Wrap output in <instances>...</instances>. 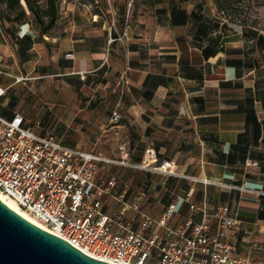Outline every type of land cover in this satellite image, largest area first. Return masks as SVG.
Listing matches in <instances>:
<instances>
[{"label":"crops","instance_id":"crops-1","mask_svg":"<svg viewBox=\"0 0 264 264\" xmlns=\"http://www.w3.org/2000/svg\"><path fill=\"white\" fill-rule=\"evenodd\" d=\"M68 2L94 12L58 16L43 35L26 29L29 23L11 24L19 28L9 33L23 79L53 76L76 96L70 102L56 97L43 109L34 96L23 107L19 97L10 104L5 96L0 115L20 113L26 127L42 125L37 134L53 130L64 145L85 152L96 151L88 143H99V134L112 141L124 135L132 162L153 147L159 163L174 160L176 174L197 181L171 177L182 188L136 171L147 191L144 213L159 217L191 191L192 202L227 206L242 228L255 232L236 235L239 252L249 242H264V28L232 19L219 0H113V8L109 0ZM10 72L14 80L21 77ZM14 80L0 86L14 91L20 87ZM112 102L121 105L120 133L97 120L110 121ZM135 185L134 178L128 181L129 202ZM105 204L107 212L130 214L113 198ZM188 210L181 200L175 217Z\"/></svg>","mask_w":264,"mask_h":264},{"label":"built area","instance_id":"built-area-1","mask_svg":"<svg viewBox=\"0 0 264 264\" xmlns=\"http://www.w3.org/2000/svg\"><path fill=\"white\" fill-rule=\"evenodd\" d=\"M125 76L124 72L121 79ZM7 92L1 85L0 105ZM122 119L119 104L110 115L109 129L118 127ZM119 152L120 157L114 159L98 151L70 148L50 134L41 136L26 127L20 113L11 119L0 115V194L77 250L106 263L264 264V242H249L248 249L239 252L236 235L250 238L255 232L242 228L227 206H200L192 202L193 192L189 191L175 197L155 217L142 210L146 189L139 188L126 201L129 186L118 190L117 178L99 176L101 169L116 164L166 180L197 179L176 174L174 160L159 163L153 147L138 162L130 160L125 143L120 144ZM107 198L125 205L130 214L107 212ZM181 200L189 210L177 219Z\"/></svg>","mask_w":264,"mask_h":264},{"label":"rangeland","instance_id":"rangeland-1","mask_svg":"<svg viewBox=\"0 0 264 264\" xmlns=\"http://www.w3.org/2000/svg\"><path fill=\"white\" fill-rule=\"evenodd\" d=\"M47 0H40V3L43 5H46ZM59 2V16L60 17H66L67 15H86L87 13L94 12V7L90 5H84L81 2H72L70 4L68 0H57ZM109 6L113 8V0H109ZM99 7L101 8L102 5ZM2 9H5V6H2ZM229 16H238L241 20L249 23L250 25H256L260 29L264 28V0H232V8L228 10ZM28 15L30 13L28 12ZM30 20L27 22L28 27L26 29L30 30L33 34H37L38 28L35 23V20L33 17L29 16ZM19 26L11 25L10 23L4 22L2 25L0 23V83H4L7 80H14L11 77H8L5 73H11L10 71L13 70V76H21L19 77L22 79L23 75L20 74L21 69V62L20 58L17 56V54L14 52V46L15 41L13 42L10 38V30L17 32V29ZM34 57L36 58L37 55L35 54ZM12 66V67H11ZM35 74V72H34ZM33 74V75H34ZM35 77V78H34ZM19 79V80H20ZM15 82H18V78L14 80ZM45 83H50V86L47 88H44ZM20 87L16 90L9 89L7 90L6 98L11 99L13 96L19 97L21 100L20 104L21 106H25L24 103L27 101L29 97L33 96L36 98L37 106L40 107V109L49 107V103L52 101H55L56 97L63 98L67 102H70L73 97L76 96V94H72L71 90L68 89V87H64V85L61 84V81L57 79L56 77H47L45 79L37 78V76H30L25 77V79L19 81ZM121 88V85H120ZM84 93V92H83ZM30 101H27V104H29ZM113 103V106L115 108L120 104ZM120 111H121V105H120ZM39 114V111L37 112ZM100 113H105L104 109H101ZM121 116L123 117V114L121 113ZM108 117H97V120L99 123H106L108 124L109 121H106ZM124 120V117H123ZM106 121V122H105ZM123 124V122L120 123V125L116 128H112V132L117 133V131H120V126ZM55 124L52 126V128L55 127ZM42 125L39 126L38 129H35L34 131L38 133L41 131ZM38 130V132L36 131ZM48 134H51L52 136H55L54 131L52 132L49 130L47 132ZM120 133V132H119ZM101 134L97 136L99 138V143L94 144V141H91V143H88V147H90L89 151L91 149H95L98 152H101L104 154V156H108L110 158L117 159L120 157V144L125 143V136L120 135L118 137H115L116 140H110V138L103 137L102 139L99 137ZM124 173H127V168L124 166H117L116 164H111L107 166L106 168H103L99 171V176H103L105 178L107 177H115L120 181L119 189H122L123 186L128 185V181H122L120 180L121 176L124 175ZM123 182H125L123 184Z\"/></svg>","mask_w":264,"mask_h":264},{"label":"water","instance_id":"water-1","mask_svg":"<svg viewBox=\"0 0 264 264\" xmlns=\"http://www.w3.org/2000/svg\"><path fill=\"white\" fill-rule=\"evenodd\" d=\"M0 264H112L27 221L0 200Z\"/></svg>","mask_w":264,"mask_h":264},{"label":"trees","instance_id":"trees-1","mask_svg":"<svg viewBox=\"0 0 264 264\" xmlns=\"http://www.w3.org/2000/svg\"><path fill=\"white\" fill-rule=\"evenodd\" d=\"M22 0H0V23L1 25L4 22L10 24H24L27 23L30 18L29 16L33 17L37 28L41 35L49 33V30L56 25L59 19V2L57 0H47L46 5L40 3V0H23L26 3V7L23 6L21 3ZM220 5L226 11L232 8V0H219ZM5 6V9H2V6ZM28 12L30 15H28ZM234 20H241L238 16H231ZM245 22V21H243ZM253 34V33H252ZM13 99L10 100V104L12 103ZM147 178L151 177L150 175L146 176ZM134 178L135 181V188H133L134 193L141 188L142 180L144 179L142 176H138L135 171L127 169V173L121 176L120 180L122 181H129ZM143 178V179H142ZM154 178V177H153ZM118 180V179H117ZM168 185H178L182 188H187L184 183L181 181H177L173 178H169L167 181ZM125 182H123L124 184ZM120 181L118 180V185ZM157 189V188H156ZM133 193V192H132ZM131 191L126 199L129 201V197L131 196Z\"/></svg>","mask_w":264,"mask_h":264},{"label":"bare ground","instance_id":"bare-ground-1","mask_svg":"<svg viewBox=\"0 0 264 264\" xmlns=\"http://www.w3.org/2000/svg\"><path fill=\"white\" fill-rule=\"evenodd\" d=\"M0 200L6 204L9 208H12L16 213L24 217L27 221L33 223L34 225L36 224L43 230L52 233L51 230H49L46 226H44L41 222L37 221L36 219L32 218L27 212H25L23 209L19 208L14 201L11 199H8L6 196L0 194Z\"/></svg>","mask_w":264,"mask_h":264}]
</instances>
